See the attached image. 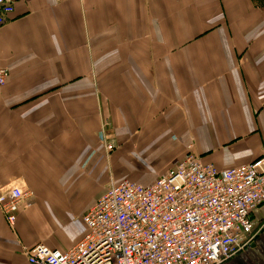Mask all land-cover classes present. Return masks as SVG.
<instances>
[{"label":"crops","instance_id":"0c3cea01","mask_svg":"<svg viewBox=\"0 0 264 264\" xmlns=\"http://www.w3.org/2000/svg\"><path fill=\"white\" fill-rule=\"evenodd\" d=\"M14 7L0 26V192L27 195L14 227L0 210V264L73 246L112 182L151 184L189 152L219 170L264 156V0ZM253 222L221 264H264V205Z\"/></svg>","mask_w":264,"mask_h":264},{"label":"built area","instance_id":"2783aa9c","mask_svg":"<svg viewBox=\"0 0 264 264\" xmlns=\"http://www.w3.org/2000/svg\"><path fill=\"white\" fill-rule=\"evenodd\" d=\"M14 10V0H0V26ZM8 77L0 68V86ZM26 195L18 186L0 192L12 227ZM263 205L264 156L219 170L189 152L151 184L110 183L83 214L77 243L66 250L38 244L27 257L31 264H221L250 246L253 214Z\"/></svg>","mask_w":264,"mask_h":264},{"label":"rangeland","instance_id":"374dc122","mask_svg":"<svg viewBox=\"0 0 264 264\" xmlns=\"http://www.w3.org/2000/svg\"><path fill=\"white\" fill-rule=\"evenodd\" d=\"M130 168H131V171H134V169H132V167H130ZM259 228H260V227H257V228H256V231H255L256 233L258 232V229H259ZM255 235H256V234H255ZM244 251H246V249H245Z\"/></svg>","mask_w":264,"mask_h":264}]
</instances>
